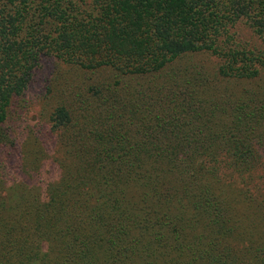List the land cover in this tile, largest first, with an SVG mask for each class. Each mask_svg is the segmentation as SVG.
Wrapping results in <instances>:
<instances>
[{
    "label": "trees",
    "instance_id": "trees-1",
    "mask_svg": "<svg viewBox=\"0 0 264 264\" xmlns=\"http://www.w3.org/2000/svg\"><path fill=\"white\" fill-rule=\"evenodd\" d=\"M0 264H264V0H0Z\"/></svg>",
    "mask_w": 264,
    "mask_h": 264
},
{
    "label": "rangeland",
    "instance_id": "rangeland-1",
    "mask_svg": "<svg viewBox=\"0 0 264 264\" xmlns=\"http://www.w3.org/2000/svg\"><path fill=\"white\" fill-rule=\"evenodd\" d=\"M237 29V38L244 42L245 44H252V45H259L262 46V41L258 36L252 31V29L246 25L244 22L239 23L236 27ZM53 67L51 63H41L39 64L33 73L32 80L30 82V85L27 88L26 91V98L29 100L30 108H29V120L35 121L38 119V110L40 109L39 105V98L40 96H44L45 90L44 84H45V76L46 74H50V69ZM45 98V97H44ZM7 190V189H6Z\"/></svg>",
    "mask_w": 264,
    "mask_h": 264
}]
</instances>
